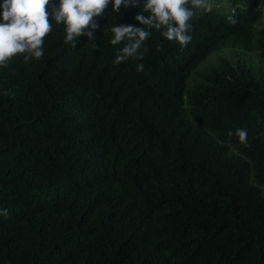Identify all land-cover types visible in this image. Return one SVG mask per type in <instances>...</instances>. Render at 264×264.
<instances>
[{"label": "trees", "instance_id": "1", "mask_svg": "<svg viewBox=\"0 0 264 264\" xmlns=\"http://www.w3.org/2000/svg\"><path fill=\"white\" fill-rule=\"evenodd\" d=\"M144 2L109 5L95 48L53 21L40 60L0 69V264H264V0L115 65L107 29L142 27Z\"/></svg>", "mask_w": 264, "mask_h": 264}, {"label": "clouds", "instance_id": "2", "mask_svg": "<svg viewBox=\"0 0 264 264\" xmlns=\"http://www.w3.org/2000/svg\"><path fill=\"white\" fill-rule=\"evenodd\" d=\"M211 1L145 0L142 11L149 15L137 14L135 17L142 27L117 23L107 29L111 33L109 43L123 45L115 53L114 64L119 65L131 58L143 60L140 50L151 37L152 29H163L161 35L166 40L186 47L192 39L189 34L193 27L191 22L197 12L213 7L219 9ZM109 5L113 12L119 13L121 8L135 6L136 0H59L58 3L56 0H3L0 4V69L6 68L18 54L25 62L40 60L44 55V40L52 32L53 21L56 25H63L65 44L75 48L78 39L86 36L88 43L95 48L92 42L96 40L93 32L99 28L97 18L104 16ZM210 6L211 9H207ZM143 70L144 65L138 64L136 71ZM0 95H8L7 90ZM235 135L245 143L248 133L240 128ZM0 215L7 216L8 210L0 209Z\"/></svg>", "mask_w": 264, "mask_h": 264}, {"label": "rangeland", "instance_id": "3", "mask_svg": "<svg viewBox=\"0 0 264 264\" xmlns=\"http://www.w3.org/2000/svg\"><path fill=\"white\" fill-rule=\"evenodd\" d=\"M217 6H219L220 10L226 11L228 9H230L231 7V0H222V4H220L219 1H217ZM229 4V5H228ZM207 9H211V6ZM231 50V51H229ZM228 51L224 52L223 54L227 57H229L232 61L233 57L234 60L236 62H243V63H247V64H251V65H256L257 64V60H258V49L252 51V52H247L241 49H229ZM219 53H214L212 54L208 59L211 60L212 58H214L215 60H217V56ZM215 56V57H214ZM208 60V61H209Z\"/></svg>", "mask_w": 264, "mask_h": 264}]
</instances>
